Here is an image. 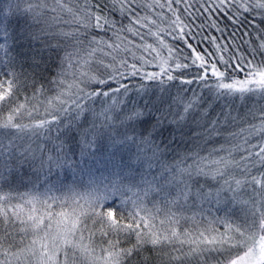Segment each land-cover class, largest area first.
Returning <instances> with one entry per match:
<instances>
[{
  "label": "trees",
  "instance_id": "1",
  "mask_svg": "<svg viewBox=\"0 0 264 264\" xmlns=\"http://www.w3.org/2000/svg\"><path fill=\"white\" fill-rule=\"evenodd\" d=\"M8 1L13 0H0V3ZM63 2L68 4L66 6L82 11V18L85 13L90 12L107 19L108 23L101 20L103 27L100 28L95 27L94 17L91 21H86L87 27L81 26V28L80 24L75 23L73 27L79 31L75 34L76 38L69 37L72 39V41L70 40L72 44L90 39L98 41L97 44H90L98 50L107 51L103 59L106 61L105 65L98 68L92 62L90 68L81 72L84 74L73 70L72 74L75 76L72 79L75 81H71L65 76L64 71L57 67L56 48L48 46V49L47 47L42 49L39 46L41 42H45L44 35L39 36L37 40L40 43L32 49L28 48L26 43L23 44V51H19L15 59L10 58L13 55V49L6 50L7 48L4 46L0 49V81L12 80L14 74L17 87L13 96L7 102L0 104V113L6 117L11 107L23 103L26 108L21 111V115L18 117L17 122L19 123L31 125L41 119H50L51 117L47 115L48 112L60 116L63 112L58 109L68 105H61L59 102L61 99H55L57 96L51 93L49 88L52 84L57 89L59 81L57 79L62 77L68 79L69 84L75 82V88L68 90L66 101L71 104V100L78 99L84 108L85 115L94 114L99 109L101 100L111 97L113 93L118 100L125 99L122 103L124 108L127 105H132L133 108L138 106L144 108V112L146 111L149 118L156 119L154 122L156 124L154 129L156 140L159 147L165 150L164 158L160 156L161 159L165 161L177 160L176 164H179L181 168H187L188 162L184 164L183 160L186 159L185 153H191L193 149L198 148V146L193 147L196 144L193 142V138L197 137L194 134L197 129L193 125L195 130L184 133V130H188L185 123L183 122V124L179 119L177 122L173 121V118H177L179 115L177 99L201 93L199 99L204 101L203 103H207V97L211 92L215 95V99L218 98L222 101L226 96V94L220 95L214 91L210 72L206 73L205 80L200 79V76L204 75L203 69L193 63L195 60L198 63L204 61L210 65L214 64L217 69L225 73V83H230L233 80H245L249 71H244L243 68H247L246 65L249 61L251 64L257 65L253 60L245 59L242 55L247 51L241 33L245 28L259 21V18L254 16L257 10L253 8L252 2L250 1V4L248 0H63ZM257 14L259 15V13ZM137 21L139 24H136ZM131 28H133L132 31L128 32ZM120 37H128L130 44L125 48H119L122 51L118 50L115 56L113 43ZM160 40H164L168 47V49L161 47V51L174 56L172 67L168 69V73L174 77L173 80H168L167 74H161L159 79H147V74L152 68L149 67L146 58L151 49L149 47L145 49L144 45L154 44ZM141 43L142 45H140ZM139 52L142 56H139ZM197 56H201L203 61L197 60ZM177 61L181 65L180 68L176 67ZM99 79L107 80L108 83L100 85L96 83V80ZM186 81H192V83L189 84ZM121 84L127 85V88H121L119 92L110 91ZM206 84L209 85V89L205 88ZM38 89L39 91H37ZM79 89H83V91ZM97 90L109 91L110 94L107 97L90 98L88 96V93ZM49 92L53 94L51 104H49ZM216 102L218 103V100ZM74 106L71 105L69 111ZM221 107L219 104H217V108L214 105L209 115L224 112L231 114L230 105L225 106L224 109ZM29 111L32 112L31 116L27 114ZM187 114L195 115L189 112ZM159 120H162L160 125L157 123ZM68 128H62V134H68ZM60 131L51 134L47 143L39 137L41 142L36 153L33 154L30 145L34 141L32 139L36 137L31 131L16 133L15 130L0 129V143L4 145L3 148H0V194L8 196L6 204L16 205L18 201L24 203L21 196L25 193L39 194L42 200L46 199L48 183L45 178L49 176L54 181H60L63 184L61 192L66 193L65 187L68 185V178L61 167H56L55 163L48 160L49 156L53 161L60 157V152L49 150V147H55L57 140L55 138L59 136ZM37 132L44 135L48 131L37 130ZM69 134L71 138L66 148L65 158L75 163L79 160L77 156L83 141L81 133L77 129ZM189 135L191 138L188 141ZM213 136L219 138L217 135ZM20 138L23 139L21 146L17 145L18 142L16 143ZM9 141H11L10 145ZM26 144L29 146L27 147ZM197 144L203 148L208 146L205 138ZM41 153H44L43 157ZM239 153H235L233 156H241ZM67 165L69 169H73L68 163ZM165 165L170 166L171 164L165 162ZM257 169L258 166L254 167L252 172ZM227 172L240 174L241 170L235 166L230 167ZM49 203L52 204L53 201L49 200ZM105 206L117 209L118 214L122 212L125 217L131 210L130 203L125 205L115 200L105 201ZM25 207L28 206L25 205ZM37 207L40 205L38 204ZM52 208L56 210L57 204L52 205ZM199 219L205 220V217L202 216ZM94 227L99 237L97 242L101 241V243L107 244L108 240L119 239L121 247H129L131 243L135 242L134 236L129 240L124 234L102 236L100 224L97 223ZM179 228L181 230L186 226L179 225ZM11 231L14 238L4 237V241L0 240L4 247H7L9 243L17 245L20 243L22 234L17 233L14 229ZM0 237H3L2 229H0ZM29 239L30 237H26L25 243ZM238 250L239 248L236 249V251ZM147 257H151L148 264H155L153 262H158L159 259L156 253L149 248L140 256L130 260L128 264H144V259Z\"/></svg>",
  "mask_w": 264,
  "mask_h": 264
},
{
  "label": "rangeland",
  "instance_id": "2",
  "mask_svg": "<svg viewBox=\"0 0 264 264\" xmlns=\"http://www.w3.org/2000/svg\"><path fill=\"white\" fill-rule=\"evenodd\" d=\"M248 1L249 4L251 1L253 8L257 10L254 16L258 17L259 21L242 31L241 36L247 51L242 55L243 58L253 60L257 65L248 63L246 65L247 68H243L244 71H250L253 67L264 65V48L261 47V45L264 44V8L256 7L257 0ZM30 2L34 5L32 12L24 11V9L28 7L29 0H13L0 3V44H5L6 50L13 49L14 52L10 58L15 59L18 52L23 51L24 47L22 46L25 43L28 45L27 47L31 49L37 46V44L40 43L37 39L39 36L44 35L45 42H41L39 46L42 49L46 47L48 49V46L56 48L55 51L58 54L57 67L63 70L65 76L71 81H75L72 79L75 76V74H72L73 70H77L80 73L84 72V69L90 68L92 62L98 68L105 65L106 61L103 59L107 51L105 52L104 49L98 50L94 46H91V44H97L98 41L90 39L88 41L72 44L70 43V40L72 41L71 38L58 35V33L61 32H73L76 34L77 30L73 27L75 24V22H73V13L82 18V11L67 6L72 9V13H69L66 8L62 9L57 5L55 0H30ZM17 3L20 9L18 11L15 7ZM9 4L12 5V8L8 7ZM64 4L68 5L66 3ZM36 5L39 6L36 7ZM52 8H56V12L51 11ZM257 13H259V15ZM136 24H139V21H137ZM42 29L45 30L47 34H45ZM132 29L133 28L129 29L128 32L132 31ZM127 38L120 37L115 40L113 43V53L115 56L118 50L122 51L119 48H125L126 45L130 44V40ZM140 45H142V43ZM144 47L145 49L148 47L151 49L146 58L149 67L152 68L148 74L160 73V66L162 64L167 70L172 67L174 56L161 51L162 48L168 49L167 43L164 40H160L154 44H146ZM4 51L5 49L3 52ZM69 53L71 54L70 57H68ZM138 54L142 56L140 52ZM164 61H167V63L165 64ZM195 63L199 66H201L202 63L204 64V68H202L203 74H205V68L207 72H210V79H212L211 83L213 84L212 87L214 91L220 95L226 94V96L222 101L218 98L215 99V95L211 92L207 97V103H203L204 101L199 99L201 98V93L177 99V111L179 115L177 118H173V121L177 122V119H179L182 123H185L183 124L188 130H184V133L189 130H195V127L199 130H196L194 133L198 138L196 136L193 138V142H196L193 147L198 146V148L196 147L193 149L191 153H185L186 159L183 160V163L185 164L188 162L187 167L191 165L193 170L196 165H199L203 167L206 172L220 168L225 171V176L223 178L217 177L216 180H212L203 175L193 176V182L198 181L199 185L204 186V191L206 192L211 189L213 195L207 200H197L195 203L189 201V206L184 209L183 214L185 217H194V219H181L180 225L186 226V228L181 229V231L187 229L192 233L193 237L198 236L200 231H204L205 235L211 237L213 235L219 236L220 234L228 232V225L235 226L239 224L243 226L251 222L249 210L251 209V198H253L252 189L255 186L246 184L242 190H239L235 194L230 191L221 190L219 202H217V197L215 195L216 190L227 189V185L223 183L224 179H229L231 176L243 178L244 174L242 172L240 174H230L227 171L230 167H235L234 164L224 169L223 164L217 165L214 161L220 160L221 158L226 161H241V157H247L248 159L246 161H241V167L247 165V168L251 170L247 176L248 180L251 179L254 173L256 176H259L260 172H264V168H262L259 163V157L255 155L259 152L261 147H264V92L256 91L241 94L240 92L227 93L226 90L217 89L215 87L217 77L213 76L211 72V66L213 64L210 65L204 61ZM68 79L62 77L58 78L57 89L51 84L49 88L50 92L54 93L56 96H60V93L64 92L65 95L60 96V99L66 100V95L69 90ZM61 80H63L64 83H60ZM71 85H73L72 88H75V82H72ZM208 86H205V88L209 89ZM50 92L49 100H52L53 94ZM113 94H111V97L101 100L100 107L94 114L88 113L85 115L83 112L82 115L77 118L76 114L79 109L74 106L68 113H62L60 115L61 120L59 126L53 124L51 130L46 134L40 135L37 132L35 135L36 138L32 139L34 141L30 146L33 154H35L41 142V140L38 139L39 137L47 143L51 134L61 130L58 134L59 136L55 138L57 139L55 141L56 145L53 143L55 147H49V150L60 152V158L65 161L61 166V170L63 169L62 171H64L65 176L68 178V185L65 187V190H67L66 193L64 194V191L61 192L63 184L60 183V181H54L50 176L45 178L48 183V191L46 188L47 197L53 196L59 198L55 203H52V205L57 204V211L60 208V201L65 197H68V205H71V198L74 193L84 194L91 191L94 187H99L102 191V182L103 184H107L116 172H121L122 170L127 172L129 167L144 172L147 169L148 158L152 157V152L147 151L150 145L140 143L142 139L152 141L153 147L155 145L159 146L154 130L156 125L154 122L156 119L149 118L146 111L144 112V108L140 106L136 108H133L132 105H127L125 108L122 107V103L125 99L118 100ZM217 100L218 103L216 102ZM217 104L222 106L221 108L223 109L225 106L230 105L229 110L231 109V114H226L224 112L222 114L209 115L214 105L217 108ZM105 109H107L105 115L112 116V120H105L104 116L100 115ZM138 111L143 113L139 119L131 121L126 119L127 116ZM187 112L195 115H188ZM159 121L162 122V120ZM93 125H95V128H93ZM62 128H68V134H62ZM75 129L81 133L83 141L81 144L82 146L79 147L80 152L77 156L79 160L75 162L77 164L65 158L67 154L66 148L71 138L69 133L74 132ZM213 135H217L219 138ZM127 137H134V139L130 140L127 139ZM188 137L189 141L191 137L190 135ZM204 138L207 139L208 146L203 148L197 143ZM86 141L92 142L90 147H85ZM121 141H123V143H120ZM17 142V145L21 146L23 144V139L20 138L16 143ZM26 146L28 147L29 145L26 144ZM141 148L145 151H139ZM44 153H41L42 157ZM235 153H239L241 156H233ZM164 155L165 150L159 147L156 157L152 158V171L163 170L166 166L165 162L171 165L177 163V160H162L161 157L164 158ZM137 157H140V159H137ZM236 157L238 158L235 159ZM67 163L70 167H73L72 170L67 167ZM256 166H258V169L252 172L253 168ZM193 186H196L195 183ZM233 187H235L234 183ZM233 195L236 197L235 201L232 199ZM108 200H115L122 204V198L119 194L110 197ZM242 201H249V204H244ZM81 203H83V201H81ZM16 204L21 203L18 201ZM148 207L151 208L152 205L148 204ZM246 214L247 220L245 219ZM202 216L205 217V220H198V218ZM88 223L89 228L95 235H93L91 241H89V232L85 231L84 242H91L92 246L96 249V254L99 255L101 247H107V244L101 243V241L97 242L99 241V237L96 234V228L92 225L91 221ZM156 223L159 224L158 221ZM219 227L221 229H218ZM2 241L4 240H1V242ZM27 242L29 241L27 240ZM176 247L179 248L181 246L177 244ZM201 247H215L219 250L205 251L203 255L188 256L182 261V264H227L230 258L242 252L241 249L236 251L237 248H230L228 245H224L222 248L219 245H201ZM188 249L189 245L185 244L182 251L187 252ZM168 250L171 251V248ZM165 259H167V257H165ZM153 263L157 264V262ZM78 264H86V261L80 259L78 260ZM175 264H181V262H175Z\"/></svg>",
  "mask_w": 264,
  "mask_h": 264
},
{
  "label": "snow or ice",
  "instance_id": "3",
  "mask_svg": "<svg viewBox=\"0 0 264 264\" xmlns=\"http://www.w3.org/2000/svg\"><path fill=\"white\" fill-rule=\"evenodd\" d=\"M55 3L72 13V9L68 8L63 0H55ZM38 6L36 5V7ZM8 7L12 8V5L9 4ZM15 7L17 11L20 10L18 3ZM256 7L264 8V0H257ZM33 9L34 5L29 0L28 7L24 11L32 12ZM51 11L56 12V8H52ZM73 16V22L84 27L88 26L86 21H91L93 17L96 22L95 27H103L101 20L108 23L106 18L95 13H85L84 18L75 13ZM42 31L47 34L45 30L42 29ZM78 31L79 29H77ZM58 35L76 38L73 32H61ZM261 47L264 48V44ZM2 48L4 45L0 44V49ZM70 56L69 53L68 57ZM196 59L203 61L201 56H197ZM164 63L166 64L167 61ZM160 67V73L147 74V79H159L161 74H167L168 80L174 79L163 64ZM176 67L180 68L181 65L177 64ZM185 67L187 66L185 65ZM201 67H204L203 63ZM211 72L213 76L217 77L215 87L226 90L227 93L264 92V65L253 67L245 80H233L230 83L224 82L225 73L217 69L214 64L211 66ZM206 73L207 69L205 68V74L200 76L201 80L206 79ZM13 76L12 80L0 81V104L7 102L14 94L17 83L14 74ZM60 83H64V81L61 80ZM96 83L104 85L108 81L99 79L96 80ZM186 83L190 84L192 81H186ZM72 87L73 85H68L69 89ZM121 88L126 89L127 85L121 84L110 91L119 92ZM79 90L83 91V89ZM109 94V91L97 90L88 93V96L90 98L107 97ZM63 95L65 93L61 92L60 96ZM60 96L55 99L59 100ZM51 102L49 100V104ZM60 103L68 105L58 109L63 113H68L71 105H75L79 109L76 114L77 118L84 112L78 99L71 100V104L66 100H61ZM25 108L26 105L21 103L11 107L6 117L0 113V129L15 130L16 133L31 131L33 135H36L37 130L47 132L51 130L53 124L57 126L60 124L61 117L50 112L47 113L51 117L50 119H41L31 125L19 123L17 122L18 117ZM45 111L47 112V109ZM106 112L107 109L100 115L104 116L105 120H112L113 117L105 115ZM27 114L31 116L32 112L29 111ZM142 115L143 113L138 111L130 114L126 119L131 121L139 119ZM127 139L131 140L134 137H127ZM140 143L150 145L147 151L152 152V157L148 158L147 169L144 172L131 167L127 172L123 170L116 172L107 184L102 182V191L99 187H94L84 194L74 193L71 205H68V197H65L60 201L58 211L53 210L52 204L49 203V200L55 203L59 199L58 197L49 196L42 200L39 194L25 193L21 196L24 203L10 205L5 203L9 199L8 196L0 194V229L3 230V237H0V240H3L4 237H13L12 229L22 234L18 245L9 243L7 247H4L3 243H0V264H78L80 259L86 261V264H128L130 260L140 256L149 248L159 257L157 264H175V262L182 264V261L188 256L203 255L205 251L219 250L215 247L202 248L201 245H219L221 248L228 245L230 248L241 249L242 252L230 258L227 264H264V172H260L259 176L253 175L248 180L247 176L251 170L247 168V165L241 167V161H246L247 157H241V161H226L223 158L214 161L217 165L223 164L224 169L234 164L236 167H240L244 174L243 178L231 176L229 179H224L223 183L227 185V189L216 190L217 202H219L221 190L235 194L242 190L246 184L255 186L252 189L253 198H251V209L249 210L251 222L243 226L228 225V232L219 236L209 237L205 235L204 231H200L198 236L193 237L187 229L181 231L179 228L181 219H194V217H185L184 209L189 206V201L195 203L197 200H207L213 195L211 189L206 192L204 186L199 185L198 181L193 182V176L203 175L216 180L217 177L223 178L225 171L217 168L206 172L199 165H196L193 170L191 165L181 168L179 164L165 166L161 171H152V158L156 157L159 146L153 147V142L147 139H142ZM10 144L11 141H9ZM91 144V141H86L85 147H90ZM3 147L4 145L0 143V148ZM139 151L145 150L141 148ZM255 155L259 157V163L264 167V147H261ZM48 160L55 163L56 167H61L65 163L60 157L53 161L49 156ZM233 183L235 187H233ZM117 194L121 196L123 204H131V210L128 211L127 217L122 212L118 214L117 209L105 206V201ZM232 199L235 201V195ZM242 203L249 204V201H242ZM38 204L40 207H37ZM148 204H151L152 207L149 208ZM25 205L28 207L26 208ZM245 219L247 220V214ZM89 221L93 226L97 223L100 224L102 236L124 234L129 240L134 236L135 242L131 243L129 247H121L119 239L108 240L107 247H101L100 254L97 255L91 242H84L85 231L89 232V241L95 235L89 228ZM157 221L159 224L156 223ZM26 237H30L27 243H25ZM177 244L181 247H176ZM185 244L189 245L187 252L182 251ZM169 248L171 251L168 250ZM150 259L151 257L145 258L144 264H148Z\"/></svg>",
  "mask_w": 264,
  "mask_h": 264
}]
</instances>
